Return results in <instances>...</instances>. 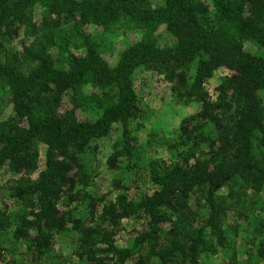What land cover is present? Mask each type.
Instances as JSON below:
<instances>
[{
	"label": "trees",
	"instance_id": "trees-1",
	"mask_svg": "<svg viewBox=\"0 0 264 264\" xmlns=\"http://www.w3.org/2000/svg\"><path fill=\"white\" fill-rule=\"evenodd\" d=\"M138 72L181 107L171 161L142 143ZM7 228L0 264H264V0H0Z\"/></svg>",
	"mask_w": 264,
	"mask_h": 264
},
{
	"label": "rangeland",
	"instance_id": "rangeland-1",
	"mask_svg": "<svg viewBox=\"0 0 264 264\" xmlns=\"http://www.w3.org/2000/svg\"><path fill=\"white\" fill-rule=\"evenodd\" d=\"M138 39L139 35H124L118 39L115 44V48H112V50L109 46H106V49L109 50V53H106V55L111 56L112 53L113 56H116L121 47H125L129 43ZM134 84L138 92L140 116H142L141 118L144 124L141 130V134H143L142 143L149 144L148 149L149 151L151 150L152 155L157 158L163 157L164 159L171 161L174 150H169L167 147L171 144V140L176 134L175 130L179 126V114L182 113L181 107L172 105L167 97V92L161 94L164 87L158 85L156 87V85L149 79L148 76L145 75L144 72H138L135 75ZM148 110H151V112H148ZM147 140H149V142ZM151 154H146L148 159L152 158ZM101 157L102 154L95 156L98 163L102 160H100ZM96 166L97 167L94 172L96 175V190L98 193H106V190L109 189V184H107L105 177V174L107 175V173L105 170H102L100 166ZM121 174L125 178L128 171L125 172V170H122ZM133 179L134 180H130L126 184L129 187L130 193L140 195L150 190V184L143 177ZM137 221V218H133L125 222L118 231V236H124V234L132 230V227L134 226L138 229V226H136ZM10 241L11 247L15 249L18 245L13 244V239H11V229L7 228L4 231H0V246L7 249ZM23 250L24 248L21 246L15 256L5 257V264H36L32 262V258L26 255ZM57 253L63 257L62 259L68 256H66L68 252L65 249L57 251ZM41 263L42 262H40V264Z\"/></svg>",
	"mask_w": 264,
	"mask_h": 264
}]
</instances>
